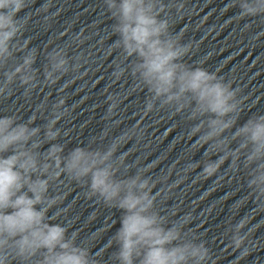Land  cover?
Instances as JSON below:
<instances>
[{"label":"clouds","instance_id":"obj_1","mask_svg":"<svg viewBox=\"0 0 264 264\" xmlns=\"http://www.w3.org/2000/svg\"><path fill=\"white\" fill-rule=\"evenodd\" d=\"M32 2L0 0V103L17 87L31 99L41 84L34 68L37 50L23 36L30 17L19 15ZM103 3L118 37L111 49L120 52L113 79L119 82L128 75L146 91L145 111L169 110L185 118L195 139L192 148H206L204 160L186 169L202 166V175L212 176L230 162L234 173L243 168L251 197L264 205V114L237 126L243 104L238 88L204 65L186 62L192 45L172 31L173 21L186 10L185 0ZM229 6L238 9L241 20H264V0H230ZM49 7L44 5L45 12ZM74 43L82 40L77 37ZM46 55L45 86L87 64L82 54L70 59L65 47ZM106 103L105 118L117 117L119 97L109 95ZM36 111L44 116L42 126L36 125L35 115L27 121L15 113L0 115V264H103V253L94 254L91 244L60 220L66 218L62 202L70 185L121 212L120 226L108 243L115 246L111 264H211V249L187 227L188 218L177 220L161 212L162 197L154 193L156 179L149 171L140 167L130 174L120 151L123 136L99 147H93L94 138L88 146L65 152L66 144L56 142L65 135L57 125L69 117L64 98L51 105L44 98ZM53 209L58 210L50 215ZM248 224L241 217L228 230L229 245L242 255L251 243Z\"/></svg>","mask_w":264,"mask_h":264}]
</instances>
